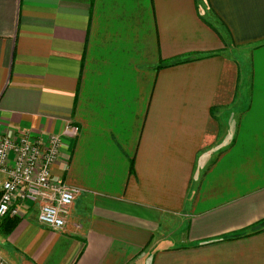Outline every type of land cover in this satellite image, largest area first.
Listing matches in <instances>:
<instances>
[{"label": "crops", "instance_id": "crops-1", "mask_svg": "<svg viewBox=\"0 0 264 264\" xmlns=\"http://www.w3.org/2000/svg\"><path fill=\"white\" fill-rule=\"evenodd\" d=\"M68 123L9 264H264V0H0V134Z\"/></svg>", "mask_w": 264, "mask_h": 264}, {"label": "built area", "instance_id": "built-area-1", "mask_svg": "<svg viewBox=\"0 0 264 264\" xmlns=\"http://www.w3.org/2000/svg\"><path fill=\"white\" fill-rule=\"evenodd\" d=\"M78 129L65 124L58 135L30 138L0 134V221L21 218L35 206L36 222L52 231L64 227L75 191L51 174L58 161L61 138L73 139ZM0 264H9L0 257Z\"/></svg>", "mask_w": 264, "mask_h": 264}, {"label": "trees", "instance_id": "trees-1", "mask_svg": "<svg viewBox=\"0 0 264 264\" xmlns=\"http://www.w3.org/2000/svg\"><path fill=\"white\" fill-rule=\"evenodd\" d=\"M177 62H169V63H164L163 65L166 67V66H170V65H174V64H176ZM130 170H131V164H130ZM15 221L16 220H9V221H7V222H5L3 225H2V230L4 231V232H8L9 230H11L12 229V227L14 226V224H15Z\"/></svg>", "mask_w": 264, "mask_h": 264}]
</instances>
